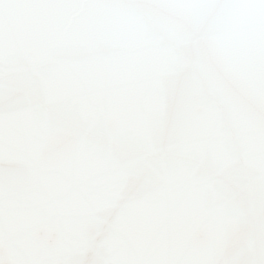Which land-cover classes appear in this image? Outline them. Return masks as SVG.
<instances>
[{
    "label": "water",
    "instance_id": "obj_1",
    "mask_svg": "<svg viewBox=\"0 0 264 264\" xmlns=\"http://www.w3.org/2000/svg\"><path fill=\"white\" fill-rule=\"evenodd\" d=\"M264 258V0H0V264Z\"/></svg>",
    "mask_w": 264,
    "mask_h": 264
},
{
    "label": "snow or ice",
    "instance_id": "obj_2",
    "mask_svg": "<svg viewBox=\"0 0 264 264\" xmlns=\"http://www.w3.org/2000/svg\"><path fill=\"white\" fill-rule=\"evenodd\" d=\"M250 264H264V258L259 261L250 262Z\"/></svg>",
    "mask_w": 264,
    "mask_h": 264
}]
</instances>
